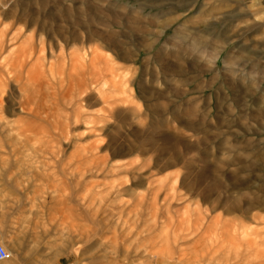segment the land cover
<instances>
[{"label":"rangeland","instance_id":"1","mask_svg":"<svg viewBox=\"0 0 264 264\" xmlns=\"http://www.w3.org/2000/svg\"><path fill=\"white\" fill-rule=\"evenodd\" d=\"M177 1L0 0V264H264V0Z\"/></svg>","mask_w":264,"mask_h":264},{"label":"bare ground","instance_id":"2","mask_svg":"<svg viewBox=\"0 0 264 264\" xmlns=\"http://www.w3.org/2000/svg\"><path fill=\"white\" fill-rule=\"evenodd\" d=\"M221 1H223L222 2V5H223V7H226V8H228V4H230V3H233V4H235V5H240V4H242V0H221ZM182 3V1L181 0H178L177 2H176V5L174 6V8H172V9H168V10H162V11H158V13L159 14H161L160 15V17L162 16V17H164V16H166L167 14L169 15L170 13L172 14V13H175V11H181V10H185L186 9V7L184 6V5H182L181 4ZM119 4H122L123 5V2H119ZM216 9V8H215ZM217 10V9H216ZM231 15H232V13H231ZM230 14H227L225 17H224V20H225V34H227L228 33V31H229V29L233 26V24L236 22V17H233V16H231ZM234 15V14H233ZM240 18H242V16L240 17ZM240 20V19H239ZM179 30V29H178ZM224 34V35H225ZM176 38H179L180 40H182L187 46H194L195 48L196 47H198V46H201L202 45V43L200 42V41H198V40H195V39H191V40H189V43H188V41L186 42L185 40H183V37L181 36L180 37V32L179 31H177V34H176V36H175ZM223 38H225V40L228 42L229 41V39L227 38V36H225V37H223ZM204 45V44H203ZM200 48V47H199ZM95 52H97V51H95ZM82 54H85V52L84 53H82ZM73 55L74 54H70V57H69V61L72 63V64H75L76 62V56L74 55V57H73ZM77 55V54H76ZM92 55H93V53H92ZM77 56H79V55H77ZM92 57V56H91ZM64 58L66 59V57L64 56ZM82 58V57H81ZM40 59V58H39ZM68 59V58H67ZM95 59V58H94ZM89 61V60H88ZM78 64V63H77ZM80 64H81V62H80ZM85 64V63H84ZM75 66V65H74ZM72 67V66H71ZM61 79H63V78H61ZM61 79H59V80H61ZM64 80V79H63ZM62 82V81H61ZM74 85V84H73ZM74 86H77V84L76 85H74ZM69 87H70V90H72V85H69ZM3 245V244H2ZM4 247V246H3ZM4 249H5V247H4ZM209 250V249H208ZM5 251H6V249H5ZM6 253H7V259L6 260H8L11 256H12V254H11V251L7 248V251H6ZM212 253L213 252H208L207 254H206V256H203L202 257V261H204V260H206V259H208L209 257H210V255H212ZM211 260V259H210ZM4 262V261H3ZM206 264H211L210 262H208V263H206Z\"/></svg>","mask_w":264,"mask_h":264},{"label":"crops","instance_id":"3","mask_svg":"<svg viewBox=\"0 0 264 264\" xmlns=\"http://www.w3.org/2000/svg\"><path fill=\"white\" fill-rule=\"evenodd\" d=\"M6 262H8V261H6ZM3 264H39V263L37 261H35V260H22V262H19L18 260H15V261H11V262H8V263H3ZM54 264H70V263L66 262L62 258H59L58 260H56L54 262Z\"/></svg>","mask_w":264,"mask_h":264},{"label":"built area","instance_id":"4","mask_svg":"<svg viewBox=\"0 0 264 264\" xmlns=\"http://www.w3.org/2000/svg\"><path fill=\"white\" fill-rule=\"evenodd\" d=\"M7 259V253L4 247L0 244V262H3Z\"/></svg>","mask_w":264,"mask_h":264}]
</instances>
